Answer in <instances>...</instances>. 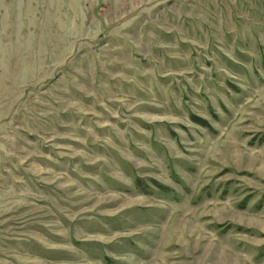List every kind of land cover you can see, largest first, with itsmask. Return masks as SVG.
<instances>
[{"label": "rangeland", "instance_id": "obj_1", "mask_svg": "<svg viewBox=\"0 0 264 264\" xmlns=\"http://www.w3.org/2000/svg\"><path fill=\"white\" fill-rule=\"evenodd\" d=\"M0 264H264V0H0Z\"/></svg>", "mask_w": 264, "mask_h": 264}]
</instances>
